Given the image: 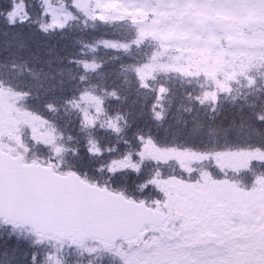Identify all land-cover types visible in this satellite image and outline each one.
<instances>
[{"label": "rangeland", "instance_id": "374dc122", "mask_svg": "<svg viewBox=\"0 0 264 264\" xmlns=\"http://www.w3.org/2000/svg\"><path fill=\"white\" fill-rule=\"evenodd\" d=\"M28 1L35 10L36 7L39 10L41 23L38 27L41 31L53 34L64 31L68 27H76L74 31L71 30L68 33L67 38L71 37L74 40V36L79 34L82 37L81 41H78V45L82 44L86 38L84 34L97 29L99 23L112 24L131 21L136 33L135 37L130 38L132 43L137 46L141 43H149V45L154 44L159 47V50L153 52L154 58L148 56L147 59L144 58L146 61L140 59L137 64L133 63L135 74L138 75L137 77L141 79L143 84L157 78L155 76L170 78L175 72L184 77L204 75L207 79L204 80L201 87L209 88L206 94L207 97L210 96L208 98L211 101L203 98V102L208 105L218 104L219 100L220 102L227 100L217 96L219 93L229 96L228 91L231 84H240L239 91H236L235 94L238 97L247 92L252 93V89L256 88L258 82L264 84V0ZM2 3L3 7H9L7 12H1L8 26L27 21L25 0H0V4ZM100 17H104V19ZM188 17L202 21L205 24V30L199 31L189 24ZM217 18L226 20V31L222 32L214 26ZM96 37L92 36L86 39V42L83 43L86 45V51L81 47L79 54L89 55L90 61L85 62L88 64L85 70L88 69L89 72L92 70L91 74L95 76L91 74L90 76L99 78L98 68L102 66V63L105 65L117 63L115 53L121 48V43H125L120 42L123 37L118 39L111 34L108 35V40L102 38L99 41V43H105V46L100 49L98 48L99 45L93 44ZM147 50L148 48L142 52V56H147L145 53ZM98 52L100 57L97 60L96 53ZM108 52L114 55H110ZM134 53V56L140 57L138 50H134ZM14 62L16 67L13 69L8 67L3 70L0 69V76L5 77V81L0 79V143L3 146L5 145L12 150L16 149V152H22L24 155H26V147H28L34 153L35 160L51 163L59 171L60 167L64 166L63 161L65 160V154L59 153L64 144L63 140H60L64 134L62 135L60 132H67V135H71L72 132L66 129L71 124L75 125L78 131L86 132L87 136H92L95 141L101 137L105 138L110 142V146L115 149V152H112L111 147L107 146L109 153L111 151L110 154L122 153L123 148L127 146L125 138L115 137L114 132H106L105 129H101L97 136H94L93 132L90 131L94 122L104 123L109 116L108 104L104 106L103 102L99 101L102 99L101 97L97 100L98 98L93 97L96 95L89 89L77 86V91L82 93L77 97H74V94L69 95L67 101L59 109L63 115H59L57 112L53 114L52 125L48 122L47 117L44 119L39 116L40 114L26 109V98L18 93L19 91L13 82H17L20 86L19 80L23 79V75L24 77L33 76V72L24 71L22 63ZM22 71L24 72L22 73ZM21 73L22 76L18 78ZM76 78L79 80L78 76ZM242 80L243 82H241ZM171 81L169 80V83ZM211 81L220 87L219 91L212 92ZM6 82L12 87L11 90L6 86ZM157 84L160 83L157 82ZM147 85L154 87L151 82ZM201 87L191 86L195 93L199 90L202 91ZM213 94L215 99L212 98ZM209 111L210 113L213 112L212 109ZM66 113L77 115L76 121L78 123L76 124L72 118H68V120L63 118ZM117 140L125 146L121 148L122 150H117L116 145L119 142ZM81 141L86 142V138H82ZM210 147L207 146V148ZM257 151L259 150L232 149L221 150V152L198 153L190 150L164 149L146 141L132 156L136 163L129 165L130 169L124 170L130 164L129 157L127 159L125 157L124 159H114L113 163L108 166L97 168V178L102 181L103 178L111 180L110 174L120 175L123 173L121 170L131 173L126 174V176H131L134 179H136V175L138 177L152 175L155 177L150 178L144 187L151 186L158 192L157 185L151 183L155 180L161 186L175 192L180 186L178 182L192 184L199 182L202 184L203 177L208 176L212 180L228 181L248 190L254 186V181L257 178H264V161L252 159L247 169L239 167V164L244 158L242 154ZM249 172L251 173L244 175ZM121 178L125 179V176ZM159 192L163 196L161 210L166 215V219L162 225L149 227L146 230L144 240L128 238L111 245L110 249H107L103 243H85L82 247H71L66 254L63 252L66 249V244L57 242L59 245L56 246V250L51 255L46 253L51 248H43L45 255L42 254L34 264H122L120 251L125 253L138 250L151 251L149 245L160 237V229L162 228L169 233L179 234V237H176L175 241H169L170 243L179 241L180 237L189 235V233L182 229V218H167L168 209L163 207V201L166 197L163 192ZM156 201V199L152 201L155 207H157ZM234 219L240 223L238 218ZM0 224L4 225L2 222ZM15 230L22 235L33 236L36 243L42 244L43 247L45 244L50 247L54 245L55 241L47 236L39 237L25 229L15 228ZM198 230L199 226L192 230L191 239L187 241L191 247L186 248V251L206 255L219 247L216 238L210 242V236H197ZM67 254L68 259H66Z\"/></svg>", "mask_w": 264, "mask_h": 264}, {"label": "trees", "instance_id": "16d2710c", "mask_svg": "<svg viewBox=\"0 0 264 264\" xmlns=\"http://www.w3.org/2000/svg\"><path fill=\"white\" fill-rule=\"evenodd\" d=\"M24 4L28 19L25 23H16L13 26H8L1 15V12H7L9 7L0 4V69L3 70L5 67L13 69L16 67L14 61H17L24 65V71L33 72V76L23 75V79L19 80L20 86L12 81L18 93L26 98V109L40 114L39 116L44 119L47 117L48 122L53 125V114L57 112L63 115L59 109L69 95L74 94V97H77L82 93L77 91V86L86 87L96 95L93 96L95 99L102 98L99 101L103 102L104 106L108 104L109 112L106 121L94 122L90 131L97 136L101 129H105L106 132H114L115 137L125 138L127 143L125 147L117 140L119 141L116 145L117 150L125 148L121 154H110L111 151L115 152V149L105 138L101 137L95 141L92 136H87L86 132L78 131L75 125L70 124L66 129L72 132L71 135L60 132L64 134L60 138L64 144L59 153L65 154L64 166L60 167L61 172H74L91 184L105 186L134 200L154 205L152 201L156 199L162 202L163 196L155 188L144 185L155 176L136 175L134 179L126 176L131 173L124 171L130 169L129 165H135L132 156L146 141L164 149L190 150L198 153L232 149H255L264 152V84L258 82L252 93L247 92L241 97L235 96L240 84H231L229 96L222 93L217 96L227 100L222 102L219 100L218 104L209 105L203 102L209 90L201 87L207 79L204 75L184 77L175 72L173 76H169L170 78L155 76L157 78L150 81L154 87L147 85L150 82L143 84L135 74L133 63L137 64L138 60L147 59L148 56L154 58L153 52L159 50V47L149 43H141L139 46L132 43L130 38L135 37L136 33L130 21L99 23L97 29L84 34L86 38L83 43L86 39L97 36L93 44L99 45L100 49L105 43L99 41L102 38L106 40L111 34L118 39L123 37L120 42L125 43H121V48L115 53L118 62L107 65L102 63L98 68L99 78L91 77L92 70L90 72L88 69L85 70L88 67L85 62L90 61L89 55L79 54L81 47L86 51V45L83 43L78 45L82 36L77 34L74 40L71 37L67 38L68 33L74 31L76 27L65 28L59 33L46 32V34L38 27L41 18L37 7L35 10L28 0H25ZM147 48L145 52L147 56L144 57L142 52ZM134 50L139 51L140 57L133 55ZM108 54L114 55L111 52ZM96 56L98 60L99 52ZM0 79L5 81L3 76H0ZM169 80H172L171 83ZM5 84L10 90L12 89L9 83ZM191 86H200L203 90L195 93ZM219 89L220 87L211 81L212 92L215 93ZM208 97L207 101H211ZM210 109L213 112L210 113ZM76 116L66 113L63 118L67 120L72 118L77 124ZM82 138H86V142L81 141ZM107 146L111 147L110 153ZM207 146L211 147L207 148ZM124 157L130 158V164L121 170L123 173L110 174L111 180L103 178L102 181L97 178V168L108 166L114 159H124ZM122 176H125V179L121 178ZM0 226V264H34L42 254L45 255L43 248H51L46 251L51 255L59 245V242L55 241L51 247L46 244L43 247L42 244L36 243L33 236L22 235L11 225L0 224ZM65 248L63 252L66 254L71 246L66 244ZM68 257L67 254L66 259Z\"/></svg>", "mask_w": 264, "mask_h": 264}, {"label": "snow or ice", "instance_id": "6c2138e0", "mask_svg": "<svg viewBox=\"0 0 264 264\" xmlns=\"http://www.w3.org/2000/svg\"><path fill=\"white\" fill-rule=\"evenodd\" d=\"M212 98L215 99L214 94ZM242 156L244 158L239 167L245 169L252 159L264 161V153L259 151L244 153ZM16 160L14 167L21 176L30 171L50 182L74 180L80 186L82 195L89 200L116 203L119 208L139 217L152 215L165 218L159 200L155 202L157 205L155 209L148 208L143 201L135 202L124 198L122 194L111 193L107 188L89 184L74 172L60 175L53 171L51 163L45 167L35 161L30 164L23 163L19 157ZM8 168V160L0 157V189L6 183ZM151 183L156 184L158 190L166 197L163 207L168 209L167 218H182V229L189 235L170 243L169 241H175L179 234L169 233L162 228L160 237L149 245L151 251L138 250L129 253L120 251L122 264H264V178H257L254 186L248 190L228 181L212 180L208 176L203 177L202 184L178 182L180 186L175 192L161 186L155 180ZM234 218H238L240 223ZM0 222L10 224L15 229L22 227L28 220L18 212H7L0 208ZM141 226L138 225L135 230L137 235H143L139 232ZM197 226H199L197 236L216 238L219 244L216 250L206 255L186 251V248L191 247L187 241L191 239L192 230ZM67 235L73 243L77 242L76 235L71 232ZM121 235L128 239L133 232L117 226L112 239ZM105 247L110 249L111 244L106 242Z\"/></svg>", "mask_w": 264, "mask_h": 264}, {"label": "water", "instance_id": "95a60500", "mask_svg": "<svg viewBox=\"0 0 264 264\" xmlns=\"http://www.w3.org/2000/svg\"><path fill=\"white\" fill-rule=\"evenodd\" d=\"M188 22L197 29L204 30L202 22L191 17H188ZM215 26L222 31L226 30L224 19H216ZM0 157L9 162L7 180L0 189V208L7 212L20 213L28 220L22 227L36 233L73 242L67 235L71 232L77 236L76 243L97 240L116 244L117 241L125 239L122 235L112 239L117 226L133 232L129 238L142 241L146 226H159L165 219L152 215L139 217L119 208L116 203L89 200L82 195L80 186L74 180L50 182L30 171L21 176L14 167L18 156L13 158L9 153L0 150ZM19 158L22 162L21 157ZM138 225H142L139 232L143 235L136 234ZM213 239L214 237H210L211 241Z\"/></svg>", "mask_w": 264, "mask_h": 264}, {"label": "flooded vegetation", "instance_id": "af4514ba", "mask_svg": "<svg viewBox=\"0 0 264 264\" xmlns=\"http://www.w3.org/2000/svg\"><path fill=\"white\" fill-rule=\"evenodd\" d=\"M4 148V147H3ZM22 156H23V161L26 163V162H29V160H28V156L27 155H24V154H22ZM166 219V218H165ZM163 224V223H162ZM177 237H179V236H177Z\"/></svg>", "mask_w": 264, "mask_h": 264}]
</instances>
